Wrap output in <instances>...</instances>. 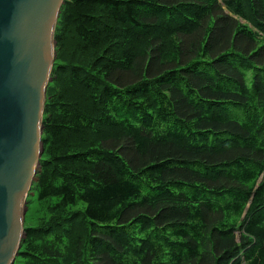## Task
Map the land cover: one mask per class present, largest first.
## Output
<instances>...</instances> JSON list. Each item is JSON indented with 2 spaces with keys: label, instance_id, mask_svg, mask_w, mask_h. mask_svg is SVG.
I'll return each mask as SVG.
<instances>
[{
  "label": "trees",
  "instance_id": "1",
  "mask_svg": "<svg viewBox=\"0 0 264 264\" xmlns=\"http://www.w3.org/2000/svg\"><path fill=\"white\" fill-rule=\"evenodd\" d=\"M55 40L23 264H264V0H66Z\"/></svg>",
  "mask_w": 264,
  "mask_h": 264
},
{
  "label": "water",
  "instance_id": "2",
  "mask_svg": "<svg viewBox=\"0 0 264 264\" xmlns=\"http://www.w3.org/2000/svg\"><path fill=\"white\" fill-rule=\"evenodd\" d=\"M66 0H0V264H13L42 156L47 85Z\"/></svg>",
  "mask_w": 264,
  "mask_h": 264
},
{
  "label": "rangeland",
  "instance_id": "3",
  "mask_svg": "<svg viewBox=\"0 0 264 264\" xmlns=\"http://www.w3.org/2000/svg\"><path fill=\"white\" fill-rule=\"evenodd\" d=\"M55 35V34H54ZM54 50H55V55H54V63H53V68H54V65H55V61L57 59V56H58V52H57V42L56 40H54ZM53 68H52V72H51V80L49 81L48 85H47V92H48V88L53 84V77H55L53 74ZM47 92H46V99H47ZM46 104V103H45ZM47 117V116H46ZM44 115H43V120H44ZM45 126L43 125V131H42V134H41V148H42V156H41V159H40V165L37 169V173L34 177V180L30 186V189L29 191L27 192V195L24 199V210H25V216H24V229L25 228H28V227H34V226H37V225H42L44 224L46 221H48V219H46V216L49 215L48 213V205L49 203L48 202H45V201H39L38 200V182H39V178H40V175H41V172H42V157L44 155V151H45V148H44V142H45ZM50 205H51V201H50ZM25 236V231H24V234H23V237ZM237 237L239 239L240 237V233L237 232ZM23 243V242H22ZM21 243V247L20 249L22 248V244ZM20 249L18 250V253L14 259V262L13 264H23L24 260H23V256L19 254L20 252Z\"/></svg>",
  "mask_w": 264,
  "mask_h": 264
}]
</instances>
